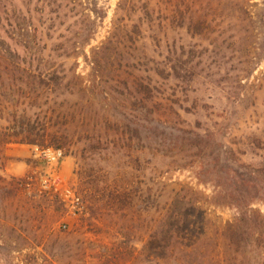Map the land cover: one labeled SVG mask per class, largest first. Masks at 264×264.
Instances as JSON below:
<instances>
[{"label": "rangeland", "instance_id": "rangeland-1", "mask_svg": "<svg viewBox=\"0 0 264 264\" xmlns=\"http://www.w3.org/2000/svg\"><path fill=\"white\" fill-rule=\"evenodd\" d=\"M0 6V264H177L150 241L176 193L219 234L264 217V0Z\"/></svg>", "mask_w": 264, "mask_h": 264}, {"label": "trees", "instance_id": "trees-1", "mask_svg": "<svg viewBox=\"0 0 264 264\" xmlns=\"http://www.w3.org/2000/svg\"><path fill=\"white\" fill-rule=\"evenodd\" d=\"M171 3L172 1L181 0H165ZM9 7L10 4H9ZM12 13L11 9L2 8L0 6V13L6 17L4 20L8 22V14ZM173 15L179 14L183 23L182 13L177 7L172 12ZM22 17V16H21ZM14 20L11 26V34H23L24 36L31 35L33 30L29 26L30 22L20 23L17 17H9V21ZM30 20V18L28 19ZM182 23L179 27H182ZM1 60V59H0ZM149 94L153 91L148 90ZM34 137V138H31ZM46 138V139H45ZM53 139L50 134L35 135L30 132L28 135L20 140V144L35 146L39 149L61 150L55 144H49L45 148L47 139ZM11 140L5 139L3 144H10ZM50 143V142H49ZM264 174V169L262 170ZM177 194V198L168 204L166 212L162 214L158 220H155L152 230L153 234L150 236V241L153 246L156 244H164L157 248L155 257L168 263L177 264H196L198 260L203 263L213 258H219L228 264H246L248 257L247 250H264V217L252 209L240 210L237 218L233 222H228L223 228L221 234L210 225V221L205 218V215L200 211L198 202L191 198H184ZM221 238L225 249L222 255L217 251V241ZM156 238H161V243L156 242ZM209 247L207 251H203V247ZM202 263V264H203ZM248 264V263H247Z\"/></svg>", "mask_w": 264, "mask_h": 264}, {"label": "built area", "instance_id": "built-area-1", "mask_svg": "<svg viewBox=\"0 0 264 264\" xmlns=\"http://www.w3.org/2000/svg\"><path fill=\"white\" fill-rule=\"evenodd\" d=\"M49 154H45V157H47L48 160L53 161L55 163H57L59 161V159H61L62 155L60 151H48Z\"/></svg>", "mask_w": 264, "mask_h": 264}]
</instances>
